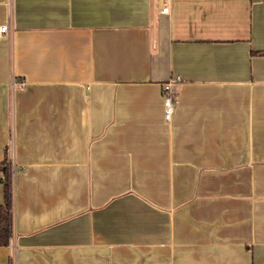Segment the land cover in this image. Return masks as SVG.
<instances>
[{
    "label": "crops",
    "instance_id": "obj_1",
    "mask_svg": "<svg viewBox=\"0 0 264 264\" xmlns=\"http://www.w3.org/2000/svg\"><path fill=\"white\" fill-rule=\"evenodd\" d=\"M1 23L0 264H264V0H0Z\"/></svg>",
    "mask_w": 264,
    "mask_h": 264
},
{
    "label": "trees",
    "instance_id": "obj_2",
    "mask_svg": "<svg viewBox=\"0 0 264 264\" xmlns=\"http://www.w3.org/2000/svg\"><path fill=\"white\" fill-rule=\"evenodd\" d=\"M12 174L6 157L0 162L3 203L0 204V247H6L12 234Z\"/></svg>",
    "mask_w": 264,
    "mask_h": 264
},
{
    "label": "built area",
    "instance_id": "obj_3",
    "mask_svg": "<svg viewBox=\"0 0 264 264\" xmlns=\"http://www.w3.org/2000/svg\"><path fill=\"white\" fill-rule=\"evenodd\" d=\"M168 8L163 7L161 11L167 12ZM9 31L7 23L0 24V40L3 39ZM180 81L179 76L169 78L162 87L163 119L169 123L176 105L173 85Z\"/></svg>",
    "mask_w": 264,
    "mask_h": 264
}]
</instances>
